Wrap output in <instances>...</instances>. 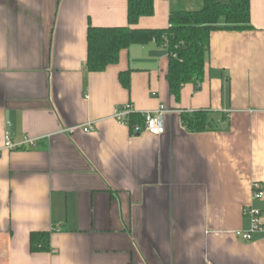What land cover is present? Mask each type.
Returning <instances> with one entry per match:
<instances>
[{
  "label": "crops",
  "instance_id": "crops-1",
  "mask_svg": "<svg viewBox=\"0 0 264 264\" xmlns=\"http://www.w3.org/2000/svg\"><path fill=\"white\" fill-rule=\"evenodd\" d=\"M154 5L136 29L204 0ZM251 25L212 32L204 80L176 101L155 41L87 69L89 28L127 27L128 0H0V136L37 140L0 157V264H264V0ZM127 104L165 106L166 133L118 123ZM201 110L216 130L188 133L182 114ZM246 209L262 213L252 241L235 235L251 230ZM35 232L50 253H32Z\"/></svg>",
  "mask_w": 264,
  "mask_h": 264
},
{
  "label": "trees",
  "instance_id": "trees-1",
  "mask_svg": "<svg viewBox=\"0 0 264 264\" xmlns=\"http://www.w3.org/2000/svg\"><path fill=\"white\" fill-rule=\"evenodd\" d=\"M154 13V0H128L127 27H90L88 71L103 72L110 65L117 64L121 52L132 45H146L155 41L169 52L170 92L179 101L184 86L191 84L198 87L204 80L212 32H242L252 28L251 0H204L202 10L172 13L166 29L135 28L142 18L153 17ZM121 81L124 87H130L128 73L121 75ZM143 122L144 118L140 114L133 113L129 118L131 126L141 125ZM182 125L191 134L216 130L211 120V112L203 110L183 113ZM30 243L32 253H50L51 233H32Z\"/></svg>",
  "mask_w": 264,
  "mask_h": 264
},
{
  "label": "built area",
  "instance_id": "built-area-1",
  "mask_svg": "<svg viewBox=\"0 0 264 264\" xmlns=\"http://www.w3.org/2000/svg\"><path fill=\"white\" fill-rule=\"evenodd\" d=\"M169 113L168 109L165 106H160L157 110L151 112H145L142 114L144 118L143 124L133 125L132 130L137 133H147L152 136H161L166 133V116ZM133 114L132 104H127L121 108H118L115 112V120L126 126L131 127L129 123V118ZM94 129L93 126L89 125L83 128L85 133H89ZM37 140L25 137L23 142L16 143L12 139L9 133L0 136V157L6 151H15L24 148L25 146L36 147ZM255 197L262 198L264 193L261 191L258 185L255 186ZM246 216H249L252 220V227L249 232L238 231L235 233L236 237L242 238L245 241H252L253 234L261 230L260 219L262 213L260 211L246 209L244 211Z\"/></svg>",
  "mask_w": 264,
  "mask_h": 264
}]
</instances>
